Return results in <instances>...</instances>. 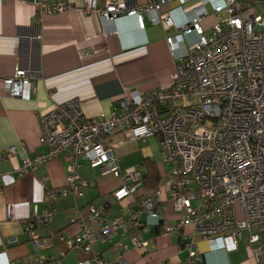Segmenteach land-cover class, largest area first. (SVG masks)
<instances>
[{
    "label": "built area",
    "instance_id": "obj_1",
    "mask_svg": "<svg viewBox=\"0 0 264 264\" xmlns=\"http://www.w3.org/2000/svg\"><path fill=\"white\" fill-rule=\"evenodd\" d=\"M29 1L39 14L71 7L62 0ZM171 1L149 0L145 6L130 7L123 0H107L103 9L98 8L97 0L85 1V12H96L105 20L136 16L144 27L143 16L148 14L150 22L162 24L169 31L166 42L175 58L170 84L156 91L130 90L111 113L92 118L85 116L77 98L56 105L41 116V142L49 146V153L26 158L18 168L21 176L28 167L37 169L50 157L64 154L70 169L68 185L49 191L48 197L55 200L58 194H84L88 183L76 170L81 161H87L103 174L122 179L123 184L111 193L121 201L138 192L143 175L136 167L122 169L120 158L108 146V136L130 131L137 139H157L164 162L171 168L170 203L161 202L163 189L158 187L141 196L139 208L131 209L128 217L112 215L104 204L88 206L89 218L81 221L85 231L68 244L90 254L77 264H127L126 243L114 250L116 261L101 256L95 243L102 237L111 239L123 229L131 234L134 247L146 249L150 242L142 234L150 226H161L158 208L168 209L169 204L179 217L173 224H163L162 233L177 234L179 249L188 255L158 264H203V254L208 253L202 251V241L211 251H233L239 248L245 231L255 264H264V0H201L181 22L175 21L172 10L164 9ZM190 1L178 0V8ZM208 3L211 9L206 7ZM222 13L227 17L216 21L212 34L206 36L203 19ZM173 27L176 32L171 33ZM193 32L199 38L187 48L184 35ZM35 79L32 71L17 68L0 78V91L29 99ZM14 148L7 154H14ZM4 158L0 153V161ZM0 182L1 193L3 187L16 182V176L0 170ZM45 209L41 216H30L25 222L37 249L45 241L36 231L35 221L49 224L57 212L53 203ZM92 222L95 225L89 229ZM44 263L45 258L36 262Z\"/></svg>",
    "mask_w": 264,
    "mask_h": 264
},
{
    "label": "crops",
    "instance_id": "obj_2",
    "mask_svg": "<svg viewBox=\"0 0 264 264\" xmlns=\"http://www.w3.org/2000/svg\"><path fill=\"white\" fill-rule=\"evenodd\" d=\"M62 1L71 4L67 11L39 14L37 6L29 0H0V78L12 75L17 68L30 70L36 77L29 99L0 91V153L5 155L0 161V170L16 176L13 185L1 187L0 264H36L38 258H45L44 264L86 261L89 253L73 250L68 244L85 231L81 221L89 218L88 206L104 204L112 215L128 217L131 209L139 208L140 197L152 190L143 183L135 195L117 201L111 193L123 184L122 179L112 173L103 174L89 162L81 161L76 171L88 183L84 194H58L51 200L49 191H59L68 185L70 169L64 154L50 157L37 169L28 167L21 176L18 174L24 159L49 153V146L41 142V116L56 105L77 98L85 116L92 118L102 112L111 113L130 90L156 91L171 81L175 58L166 42L169 31L162 24L150 22L148 14L143 16L144 27L136 16L105 20L96 12H85L86 0ZM123 1L130 7L149 3V0ZM106 2L97 0L98 8L103 9ZM200 4L201 0H192L178 8V0H172L164 9L172 10L175 21L181 22L188 10ZM210 6L208 3L206 7L211 9ZM226 16L222 13L205 17L204 34L211 35L215 22ZM174 32L173 27L171 33ZM198 38L194 32L184 35V45L189 48ZM107 141L120 158L122 169L143 167L144 177L147 163H154L161 178L159 188L163 189L161 202L170 203V164L164 159L158 162L152 156L162 152L157 139H137L130 131H121L111 132ZM11 147H15L16 152L9 155ZM52 203L57 209L52 222L35 221V229L45 241V245L37 249L25 230V222L30 216H41ZM158 212L161 226L173 224L179 217L171 204L168 209L160 205ZM94 225L92 222L88 228ZM161 226L145 229L142 238L150 242L146 249L134 247L131 234L123 229L117 230L111 239L102 237L95 246L105 259L116 261L114 250L126 243L127 264L185 259L188 252L179 249L180 237L163 234ZM190 230L192 228L187 227V231ZM201 247L208 253L207 264H255L251 254L248 259L236 262L230 254L232 251H211L203 241Z\"/></svg>",
    "mask_w": 264,
    "mask_h": 264
},
{
    "label": "rangeland",
    "instance_id": "obj_3",
    "mask_svg": "<svg viewBox=\"0 0 264 264\" xmlns=\"http://www.w3.org/2000/svg\"><path fill=\"white\" fill-rule=\"evenodd\" d=\"M261 9V8H260ZM261 12H263V10L261 9L260 10ZM227 17V16H226ZM163 152H157V153H155L154 155H152V156H154L155 157V159L159 162V161H163V159H164V156H163ZM167 167V166H166ZM165 167V168H166ZM140 170V172L141 173H143V171H144V169H143V167H140L139 168ZM244 240H242V242H241V244H240V246H239V249L237 250V251H232V252H230V254L231 255H233V257H235V260H236V262H240V261H244V260H246V259H248V257L250 256V254L251 253H249V250H248V248L250 247V244H249V241H248V238H247V236H248V232H244Z\"/></svg>",
    "mask_w": 264,
    "mask_h": 264
},
{
    "label": "trees",
    "instance_id": "obj_4",
    "mask_svg": "<svg viewBox=\"0 0 264 264\" xmlns=\"http://www.w3.org/2000/svg\"><path fill=\"white\" fill-rule=\"evenodd\" d=\"M147 173L143 177L144 187L147 189H156L159 187V183H161V178L159 176L158 170L155 168L154 163L148 162Z\"/></svg>",
    "mask_w": 264,
    "mask_h": 264
},
{
    "label": "water",
    "instance_id": "obj_5",
    "mask_svg": "<svg viewBox=\"0 0 264 264\" xmlns=\"http://www.w3.org/2000/svg\"><path fill=\"white\" fill-rule=\"evenodd\" d=\"M208 263V254L204 253L203 254V264H207Z\"/></svg>",
    "mask_w": 264,
    "mask_h": 264
}]
</instances>
